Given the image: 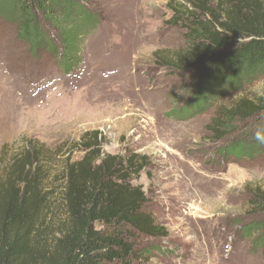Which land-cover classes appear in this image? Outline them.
I'll list each match as a JSON object with an SVG mask.
<instances>
[{"label": "rangeland", "instance_id": "374dc122", "mask_svg": "<svg viewBox=\"0 0 264 264\" xmlns=\"http://www.w3.org/2000/svg\"><path fill=\"white\" fill-rule=\"evenodd\" d=\"M169 1L84 2L96 24L83 34L70 71L50 46L36 49L19 39L13 8L0 0V187L30 145L53 152L98 131L104 153L147 158L133 185L147 194L168 232L139 242L150 254L135 264H264L258 231L264 230V115L221 140L210 128L234 102L264 95V71L238 91L194 105V74L171 65L184 33L167 24ZM79 19L73 10L67 25L78 27ZM42 27L58 55L59 29ZM237 143L248 151L234 155ZM72 151L45 166L57 191L66 158H81ZM56 202L44 223L43 251L52 249L54 234L67 224L62 202Z\"/></svg>", "mask_w": 264, "mask_h": 264}, {"label": "trees", "instance_id": "16d2710c", "mask_svg": "<svg viewBox=\"0 0 264 264\" xmlns=\"http://www.w3.org/2000/svg\"><path fill=\"white\" fill-rule=\"evenodd\" d=\"M9 2L19 39L36 49L50 46L71 71L81 39L96 24L95 14L84 5L87 0ZM168 9L172 16L167 24L184 33V47L174 52L171 65L194 74V105L200 108L209 97L238 91L263 73L264 0H170ZM55 10L61 11L60 18ZM73 10L81 20L78 27L67 25ZM42 22L60 31L58 55L55 44L44 38ZM261 115L264 95L241 98L219 112L210 128L221 140ZM102 141L101 133L93 131L53 152L33 144L14 161L10 180L0 187V264H135L150 254L139 242L168 237L147 194L133 185L148 167L147 158L106 154ZM72 149L81 158H66L57 191L47 182L51 174L45 166ZM245 151L233 145L234 155ZM261 200L264 204V196ZM55 201L62 202L67 224L54 234L52 249L43 251V231L49 227L44 223L51 221ZM258 229L263 238V228Z\"/></svg>", "mask_w": 264, "mask_h": 264}]
</instances>
